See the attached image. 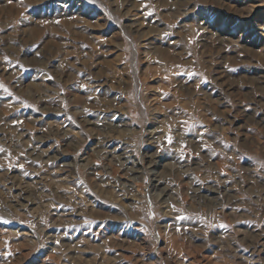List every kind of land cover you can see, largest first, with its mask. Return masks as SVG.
<instances>
[{
  "label": "rangeland",
  "instance_id": "1",
  "mask_svg": "<svg viewBox=\"0 0 264 264\" xmlns=\"http://www.w3.org/2000/svg\"><path fill=\"white\" fill-rule=\"evenodd\" d=\"M0 84V264H264V0H0Z\"/></svg>",
  "mask_w": 264,
  "mask_h": 264
},
{
  "label": "snow or ice",
  "instance_id": "2",
  "mask_svg": "<svg viewBox=\"0 0 264 264\" xmlns=\"http://www.w3.org/2000/svg\"><path fill=\"white\" fill-rule=\"evenodd\" d=\"M9 2H11V0H9ZM3 87L4 85L0 84V88H3ZM168 140H169V143H171V140H172L171 136L168 137ZM0 151H3V149H0Z\"/></svg>",
  "mask_w": 264,
  "mask_h": 264
},
{
  "label": "bare ground",
  "instance_id": "3",
  "mask_svg": "<svg viewBox=\"0 0 264 264\" xmlns=\"http://www.w3.org/2000/svg\"><path fill=\"white\" fill-rule=\"evenodd\" d=\"M152 162H153V161H152ZM152 165H153V164H152ZM150 171H151L152 174H155V172H154L153 169H151ZM154 180H157V179L153 178V181H154ZM158 181H161V179H159ZM160 195H161V194H160ZM158 196H159V195H158Z\"/></svg>",
  "mask_w": 264,
  "mask_h": 264
}]
</instances>
